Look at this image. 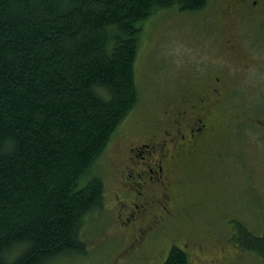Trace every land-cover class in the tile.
Here are the masks:
<instances>
[{
	"label": "trees",
	"instance_id": "obj_1",
	"mask_svg": "<svg viewBox=\"0 0 264 264\" xmlns=\"http://www.w3.org/2000/svg\"><path fill=\"white\" fill-rule=\"evenodd\" d=\"M208 0H0V264L85 252L105 209L99 158L140 92L142 24ZM235 240L264 262V234ZM172 246L162 264H189Z\"/></svg>",
	"mask_w": 264,
	"mask_h": 264
},
{
	"label": "rangeland",
	"instance_id": "obj_2",
	"mask_svg": "<svg viewBox=\"0 0 264 264\" xmlns=\"http://www.w3.org/2000/svg\"><path fill=\"white\" fill-rule=\"evenodd\" d=\"M207 4L205 13L167 10L143 22L135 61L139 101L119 125L96 166V173L105 186V209L93 214L84 225V253L59 257L46 264H111L120 244V235L115 230L114 194H119L136 179L135 174L129 177L128 171L121 168L115 152L116 143L126 131L148 132L159 123L162 118L159 106L173 100L175 91L183 84V77H179L177 70L182 62L179 52L182 40L194 35L206 48L214 42L203 37L209 30L208 24L203 23V16L208 12L216 16L219 4L214 0H208ZM214 22L216 29L221 28L222 23L218 19ZM238 32L240 46L247 58L240 65L233 64L237 67L229 64L233 72L231 93L224 99L213 100L217 105L218 121L223 124L217 139L225 143V150L220 154V162L212 164L209 176L202 177L192 169L183 173L191 167L188 164L191 161L177 162L181 166L177 178L182 176L173 184L172 193L177 196L176 210L179 211L150 246L157 248L161 244L169 245L171 238L195 235L203 240L205 248L200 254L186 250L189 264H210L214 253L218 255L217 240L224 247L225 243L231 242L227 240L229 238L237 244L233 234L237 233L238 224H243L255 235L264 234V31H258L255 25H245ZM199 53L197 60L204 54L208 55L206 58L211 55L207 49H201ZM212 152L208 149L206 156ZM134 159L141 161L140 158ZM192 192L202 198L204 194L208 195L198 210L185 209L186 201L201 199L193 198ZM229 247L235 249L231 245ZM239 249L241 257L235 264H264L255 254L240 246ZM165 258L166 253L153 256L146 264H162ZM217 258V264H223L219 255Z\"/></svg>",
	"mask_w": 264,
	"mask_h": 264
},
{
	"label": "flooded vegetation",
	"instance_id": "obj_3",
	"mask_svg": "<svg viewBox=\"0 0 264 264\" xmlns=\"http://www.w3.org/2000/svg\"><path fill=\"white\" fill-rule=\"evenodd\" d=\"M214 1L219 4L216 16L209 12L203 16V23L209 26L203 37L214 42L206 48L194 35L182 40L179 51L182 62L177 70L179 77H183V84L175 91L173 100L159 106L162 117L159 123L148 132L126 131L116 143L115 152L121 168L128 171L129 177L135 174L136 179L119 194H114L115 230L120 235V244L111 264H146L153 256L164 253L167 256L175 245L192 254H200L205 248L203 240L192 234L171 238L169 245L150 246L179 211L176 210L177 196L172 193L173 184L182 176L177 178L181 167L177 162L191 161L188 163L191 167L183 173L192 169L205 177L211 175L212 164L220 162V154L225 150V143L217 139L223 124L218 121L217 105L213 100L224 99L231 93L233 72L229 64L240 65L247 58L238 40L239 29L255 25L258 31H264V0ZM206 6L202 10L181 13H205L208 11ZM214 19L222 23L221 28L213 26ZM201 49H207L210 57L206 58L208 55L204 54L197 60ZM208 149L213 152L206 156ZM192 193L193 198L201 199L186 201L185 209L198 210L208 195L204 194L202 198L198 193ZM227 240L231 242L225 243V247L219 244L220 240L215 242L218 255L223 264H235L241 257L240 249L233 239ZM147 250L153 252L146 253ZM218 255L214 253L209 263L217 264Z\"/></svg>",
	"mask_w": 264,
	"mask_h": 264
}]
</instances>
